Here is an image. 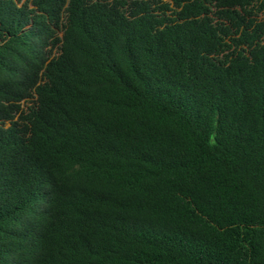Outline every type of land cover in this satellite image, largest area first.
I'll return each instance as SVG.
<instances>
[{"label":"trees","instance_id":"trees-1","mask_svg":"<svg viewBox=\"0 0 264 264\" xmlns=\"http://www.w3.org/2000/svg\"><path fill=\"white\" fill-rule=\"evenodd\" d=\"M260 14L0 0V264H264Z\"/></svg>","mask_w":264,"mask_h":264},{"label":"rangeland","instance_id":"rangeland-1","mask_svg":"<svg viewBox=\"0 0 264 264\" xmlns=\"http://www.w3.org/2000/svg\"><path fill=\"white\" fill-rule=\"evenodd\" d=\"M259 17L263 18L264 14H260ZM58 35H61V31H58Z\"/></svg>","mask_w":264,"mask_h":264}]
</instances>
